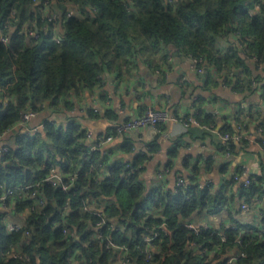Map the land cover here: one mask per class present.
<instances>
[{
  "label": "clouds",
  "instance_id": "clouds-1",
  "mask_svg": "<svg viewBox=\"0 0 264 264\" xmlns=\"http://www.w3.org/2000/svg\"><path fill=\"white\" fill-rule=\"evenodd\" d=\"M0 264H264V0H0Z\"/></svg>",
  "mask_w": 264,
  "mask_h": 264
}]
</instances>
